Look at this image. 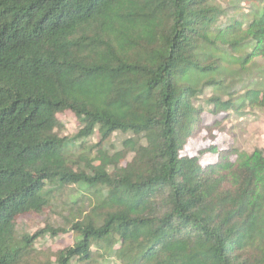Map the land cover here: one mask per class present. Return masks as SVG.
Wrapping results in <instances>:
<instances>
[{
    "label": "trees",
    "instance_id": "16d2710c",
    "mask_svg": "<svg viewBox=\"0 0 264 264\" xmlns=\"http://www.w3.org/2000/svg\"><path fill=\"white\" fill-rule=\"evenodd\" d=\"M204 109L264 111V0H0V264H264L263 150L200 163Z\"/></svg>",
    "mask_w": 264,
    "mask_h": 264
},
{
    "label": "rangeland",
    "instance_id": "374dc122",
    "mask_svg": "<svg viewBox=\"0 0 264 264\" xmlns=\"http://www.w3.org/2000/svg\"><path fill=\"white\" fill-rule=\"evenodd\" d=\"M223 115V113L212 115L207 109H204L202 116L206 128L194 132L187 139L184 151L191 155H199L202 164L214 161L217 156L215 151L231 148H239L247 152L254 148H260L264 153V111L247 110L244 114L231 118H223ZM57 118L63 125V135L71 136L77 132L78 122L72 113L66 111L58 114ZM123 137L125 135L116 133L111 141L119 148V141ZM98 139L99 134L97 132L89 138L91 143H95ZM211 148L215 150L212 151ZM60 221L55 213L48 210L45 214L23 217L20 224L32 233L44 227L46 223L58 224ZM72 244L73 235L71 232H66L56 236L39 237L34 245L38 249L56 251ZM106 264L108 263L106 262Z\"/></svg>",
    "mask_w": 264,
    "mask_h": 264
}]
</instances>
